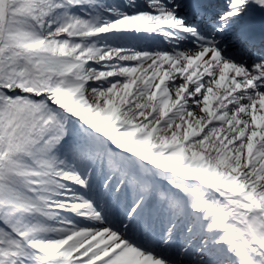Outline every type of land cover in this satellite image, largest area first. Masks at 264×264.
<instances>
[{"label": "rangeland", "instance_id": "obj_1", "mask_svg": "<svg viewBox=\"0 0 264 264\" xmlns=\"http://www.w3.org/2000/svg\"><path fill=\"white\" fill-rule=\"evenodd\" d=\"M0 1L1 26L5 19L7 0ZM61 1L62 6L53 21L47 22L43 29L39 28L37 20L21 18L20 14L10 21L13 24L11 30L16 34L21 48L37 51L38 48L35 50V46L44 39L46 50L41 54L33 53L32 57L35 58L37 67L49 72L53 78L50 92L27 91L34 96L16 95V97L27 98L28 103L30 102L28 98L36 100L47 98L49 104L55 108L59 106L57 100L65 97L68 112L79 122L74 135L65 141L60 139L57 145L50 143L46 147L45 155L48 159L44 161V165L50 182L49 188L38 187L37 193L26 194L15 190L11 184H2L0 187V207L3 205L4 211L0 215V264H145L134 263L132 257L128 258L125 254L127 246L146 253L162 263L191 264L183 260V251L179 247L174 246L172 250H168L172 257L167 256L166 249L160 250L165 246L162 243L155 246L157 250L154 252L150 247L144 249L141 244L143 241L134 242L135 237L128 233V228H125L128 223L124 220L116 222L109 216L106 217L107 221H98L96 224L82 223L91 219L87 217L91 212H84V207L88 204L93 213H108L107 205L96 207V204H92L93 200L90 196L93 192L102 195L112 194L109 199L113 200V204L115 196L119 197L122 192L123 181H126L125 186L132 183L141 185L140 175L143 169H147V172L145 171L147 180H156L157 174L165 176L166 180H177L183 194L199 202V216L195 215L183 222L180 221L181 206L168 208L165 202H158L159 207L166 206L167 209H176L179 212V216L174 217L175 220L170 222L181 230L177 242L198 243L209 264H235L236 258L242 264H264V253L252 230L249 228L244 230L243 225H238L236 230L231 232L226 223L220 219L217 207L220 197L230 196L248 206L254 215L264 221V217L260 215L264 212V176L260 175L262 183H255L253 180L257 175L250 173L255 171V164L261 160L260 156L263 155L264 148L263 145L258 146L253 152L254 148L242 144L246 141L244 135L248 121L243 114H238L233 109L237 95L222 97V102L227 106L214 109L212 114L204 117L192 131L187 132L183 124L182 135L170 129V124L176 121L167 116L169 109L167 106L158 109L152 117H149L145 113V105H142L120 120L124 109L123 98H118L115 102L105 96L92 98L86 91L92 90V93L100 91L111 95L116 83L135 75L139 76V69L133 66L132 62L137 59L140 51L132 48L127 54V62L121 65L123 78L110 76L101 79L104 68L92 63L93 56L85 54V39L88 40V47L96 52L99 48L113 47L104 43L103 39L97 38L96 35L103 31H93L96 30V24L91 26L94 24L93 17L99 15L100 11L114 14L119 12L118 7H123L125 13L120 14L121 17L118 19L124 28L114 31L129 34V31L138 25L134 6L136 4L150 6L161 0H113L114 4L109 6L104 0ZM233 2L234 0L221 1L228 12L234 11L231 8ZM138 13L152 16L146 10ZM183 19L185 23L179 25V30L171 33L158 32L157 43L162 42L164 46H171V49L181 51V44L185 41L188 49H195L190 44L194 42V36L186 37L183 30L188 28L193 30L196 24L186 22L184 17ZM217 26L214 25L211 30H207L204 34L205 38L216 40L218 33L214 30ZM199 34L197 32V35ZM130 38L135 39V37ZM138 38L136 37L135 40ZM152 44L153 42L150 45ZM223 46L221 45V48ZM153 49L151 52L160 50L159 46ZM62 54L68 57L67 62L61 59ZM237 62L249 71L254 70V66L246 61L242 62V59ZM90 71H94L96 76L89 75ZM179 74L181 80L188 77L187 73L179 72ZM98 78L101 80L96 81ZM156 80V77L150 80L141 79L142 85L137 96L146 92ZM201 83L200 78L197 77L196 81L191 83L189 90L200 88ZM14 88L9 89L14 90ZM87 99L92 101L90 105L85 104ZM19 107L23 108L26 105ZM162 118L169 120L164 121ZM227 124L230 129L228 132L227 129L225 130ZM88 125L96 131L98 129L101 136H92L87 131ZM143 136L146 137V142L140 147L135 140ZM134 144L139 146L141 155L126 156L124 152H119L124 151L125 146ZM241 151L243 153H240ZM237 156L241 159L238 160ZM150 157L153 162H146ZM251 158L255 163L249 165L248 160ZM118 180L121 181L119 185ZM144 186L141 185L143 187L141 193L135 191L136 195H131V210L140 203L147 205L145 195L151 190ZM18 196L25 198L23 202L31 208L21 209L22 204L18 203ZM160 200L166 198L161 195ZM9 204L11 206L7 208ZM72 214L82 216L76 218L72 217ZM203 214L210 216L207 226L202 222ZM76 219L81 220L74 223ZM78 225L84 229L90 228L92 231L105 228L107 235L117 233V238L122 244L102 257L100 254L108 241L101 239L99 236L101 233L98 232L100 230L95 232L96 235L93 234L95 236L91 238L94 239L93 241L88 238L92 233L84 234V237L88 236V240L76 239L77 236L73 231H76ZM205 227L213 229L215 235L205 231ZM227 243L231 246L230 252L224 249ZM180 258L182 259L179 260Z\"/></svg>", "mask_w": 264, "mask_h": 264}, {"label": "bare ground", "instance_id": "obj_2", "mask_svg": "<svg viewBox=\"0 0 264 264\" xmlns=\"http://www.w3.org/2000/svg\"><path fill=\"white\" fill-rule=\"evenodd\" d=\"M104 1L108 6L114 4L113 0ZM134 8L137 12L138 25L130 30L129 34L114 31V29L124 28L122 22L118 19L121 17L120 14L125 13L123 7H118L119 12L117 13L110 14L100 11L99 15L93 17L92 22L94 24L91 26L96 24V30L93 31H103L96 35L97 38L103 39L104 43L113 47L99 48L97 53L96 50L88 47V40L85 39V54L93 56L92 63L99 64L101 68H104L101 79L110 76L121 79L124 76L121 65L127 62V54L132 48H135L140 51V54L132 64L138 67L140 75L116 83L111 95L100 91L92 93V90H87V95L92 98L105 96L114 102L118 98H123L124 109L120 120L135 112L142 105H145V113L149 117H152L158 109L167 106L169 107L167 116L176 121V123L172 122L170 124V129H173L176 134L182 135L184 131L183 124L187 132L192 131L201 123L204 117L212 114L214 109L227 106L222 102V97L236 94L233 109L236 113L243 114L245 120L248 121L247 135H244L246 141H243L242 144L245 147L254 148L253 152L256 151L258 146L263 145L264 148V61L255 62L252 65L254 70L249 71L237 62L236 56L233 57L229 54V52H232L237 55H264V39H261L258 33L260 32L264 37V0H234L231 5L233 12L226 11L221 0H173L172 2L161 0L159 3H152L150 6L136 4ZM144 10L150 12L152 16L148 17L138 13ZM221 13L222 15H219ZM175 14L178 16L175 17ZM184 14L187 17L189 16L188 20L198 21L204 26H211L215 20L216 23L218 22L219 27L215 30L218 36L215 41L209 43L210 47L205 45L207 39H203L201 36L196 38L195 42H192L195 47L192 50L188 49L186 42L181 44V51L173 50L171 46H164L162 42L157 43L158 32L171 33V31L180 29L179 25L185 23L183 17H186ZM183 33L186 37H193L196 34L195 30L189 28L184 30ZM253 35L257 37L252 39ZM130 37H135V39L140 37V39L135 40ZM250 38L251 40H249ZM152 42L153 44L150 45ZM221 45L224 46L221 48ZM157 46L160 50L151 52L154 50L153 47L156 48ZM247 58L248 56L245 57L244 61ZM179 72L187 73L188 77L181 80ZM89 75L96 76V73L90 71ZM153 77H156L157 80L152 86L146 92L144 91L141 96H137L142 85L140 80H150ZM197 77L202 82L201 87L189 90L191 83H194ZM101 79L98 78L96 81ZM91 103L90 99L85 100V104L90 105ZM168 118H162V120L168 121ZM225 126L226 132L230 131L228 124ZM135 141L141 147L145 145L146 137L143 136ZM123 149L126 156L137 157L141 155L137 144L125 146ZM262 152L261 160L255 164V171H250L251 175H257L256 179L253 180L255 183H262L260 175L264 176V149ZM240 153H243V151ZM237 159L240 160L241 157L237 156ZM146 162L152 163V157L146 159ZM253 163L255 162L252 158L248 160L249 165ZM145 171L147 172V169L141 170L140 180L141 185H145L151 190L149 194L145 195L147 205L140 203L131 210V195L135 196V191L141 193L143 187L137 183L125 186L126 181H123L122 192L119 197L114 195L113 204V200L109 199L112 194L102 195L94 192L91 194L92 204H96V207L107 205L108 213H93L91 206L88 204L84 207V212H91L87 216L91 219L82 223L92 222L96 224L98 221H107L106 217L109 216L116 222L124 220L128 223V226L125 227L128 228V233L135 237L134 242L139 241L141 243L143 241L141 244L144 249L150 247V250L154 252V250H157L155 246L162 243L165 246L161 247L160 250L166 249L168 257L169 255L173 256L171 253L169 254L168 250H172L175 246V248L182 249L183 260L186 262L209 264L205 253L199 249L198 243L177 242V236L181 234V230H178L179 227L171 225L170 222L175 220L174 217L179 216V212L176 209H172V211L166 207L181 206L180 221H188L199 214L198 200L186 197L180 190L177 180H166L165 176L159 174H157L156 180H147ZM120 182L118 180L117 184L119 185ZM161 195L166 200H160ZM158 202H165L166 206L159 207ZM217 207L220 219L226 223L231 232L235 231L238 225H243L244 230L246 228L251 229L258 238L260 249L264 253V221L259 216L254 215L248 206L230 196L220 197L217 201ZM79 216L82 215H73L72 217L77 218ZM201 219L207 226L210 216L203 214ZM79 220L81 219H76L74 223H78ZM180 227L182 228V226ZM205 229V231L215 235L213 229L209 227H205ZM68 231L71 230L68 229ZM96 231L101 233L99 235L101 239L108 241L100 256L108 255V251L113 252L122 244V241L117 238V233L107 235L105 228H97V230L92 231L90 228L84 229L78 225L76 231L73 232L77 236L76 239H86L88 236L84 237V234L92 233V236L88 238L93 241L94 239L91 238H95ZM224 249L230 252V244L227 243ZM125 254L128 258L132 257L134 263L166 264L156 261L152 256L136 251L130 246L125 248ZM235 264H242V262L236 258Z\"/></svg>", "mask_w": 264, "mask_h": 264}, {"label": "trees", "instance_id": "obj_3", "mask_svg": "<svg viewBox=\"0 0 264 264\" xmlns=\"http://www.w3.org/2000/svg\"><path fill=\"white\" fill-rule=\"evenodd\" d=\"M61 6V0H7L5 19L0 26V187L11 184L26 194L37 193L38 187L49 188L44 165L48 159L46 147L72 135L78 121L69 114L65 97L57 100L59 106L55 108L47 98H28V103L27 98L10 96L1 89L9 86L35 93L52 90V75L37 67L32 57L33 53L46 50V42L43 39L38 43L37 51L21 48L10 21L20 14L21 18L37 20L43 29L47 22L53 21ZM61 59L67 62L68 57L62 54ZM20 105L26 107L20 108ZM17 199L21 209L31 208L23 202L25 198L18 196ZM2 206L0 215L4 212Z\"/></svg>", "mask_w": 264, "mask_h": 264}, {"label": "water", "instance_id": "obj_4", "mask_svg": "<svg viewBox=\"0 0 264 264\" xmlns=\"http://www.w3.org/2000/svg\"><path fill=\"white\" fill-rule=\"evenodd\" d=\"M3 89L10 95H27V96H34L33 94L29 93V92H22L19 89H14L12 91H10L9 89L3 87ZM42 98V96H41Z\"/></svg>", "mask_w": 264, "mask_h": 264}]
</instances>
